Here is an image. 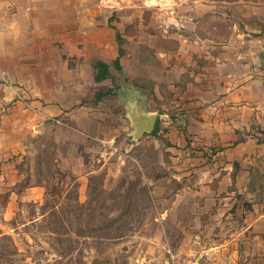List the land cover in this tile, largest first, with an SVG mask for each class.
I'll return each instance as SVG.
<instances>
[{"label": "rangeland", "instance_id": "374dc122", "mask_svg": "<svg viewBox=\"0 0 264 264\" xmlns=\"http://www.w3.org/2000/svg\"><path fill=\"white\" fill-rule=\"evenodd\" d=\"M76 1L67 2L61 16L36 14L30 30L24 22L16 37L0 40V264H184L177 255L204 249L191 240L206 237L200 228L206 218L192 221L196 206L190 200L174 205L181 182L163 137L166 128L155 114L159 104L149 92L155 71L142 78L135 70L134 79L115 74L119 84L147 90L136 95L146 101L138 109L144 108V121L156 117L154 130L136 137L137 120L107 99L101 107H112L114 116L103 124L116 130L103 132L109 142L102 143L98 117L84 113L96 106L98 86L69 75L83 61L75 54L78 48L91 54L87 65L97 59L100 27L121 37L123 55L130 54L124 62L129 72L133 51L149 61L161 36H190L197 22L206 23L195 5L209 1ZM226 1L229 18L239 21L243 2L237 1L243 0ZM218 16L215 23H226ZM61 35L68 36L65 42ZM79 35L83 42H75ZM56 51L66 53L63 64Z\"/></svg>", "mask_w": 264, "mask_h": 264}, {"label": "crops", "instance_id": "0c3cea01", "mask_svg": "<svg viewBox=\"0 0 264 264\" xmlns=\"http://www.w3.org/2000/svg\"><path fill=\"white\" fill-rule=\"evenodd\" d=\"M208 1L195 5L206 23L197 22L188 32L190 36H161L158 48L153 47V64L135 58L133 51L131 70L126 71L124 62L130 54L126 58L125 54L120 56L119 50L124 47L118 43V34L105 26L98 29L94 48L97 59L87 65L91 54H87L85 46L78 48L75 54L84 56L83 61L69 76L80 84L90 81L98 86V91H113L84 111L87 116L98 117L95 123L98 142L102 143L109 142L103 132L116 130L112 124H103L104 118L114 116L112 107H101L104 100L115 99V104L126 108L132 121L137 120L136 126L149 121L141 119L144 108L138 109L139 103L146 101L136 97L139 91L147 90L132 84L129 87V82L119 84L115 74L134 79L138 75L135 70H139L145 78L147 71L153 69L149 92L159 104L155 114L166 128L163 137L170 144L167 149L173 150L172 165L176 180L181 182L174 194V205H186L190 200L196 206L192 221L201 223L206 218V224L200 225L206 237L198 234L191 240L204 249L198 255L193 251L177 255V262L264 264V2L237 1L243 4L238 6L241 11L237 15L239 21H235L225 10L229 2ZM67 2L71 0H0V40L16 37L21 23L25 22L30 30L36 14L63 15ZM76 2L80 4V0ZM218 15L226 23H215ZM60 37L64 41L68 36ZM78 38L75 42H83L82 35ZM168 41L172 47L167 46ZM131 47L135 50L134 45ZM65 54L56 51V60L61 62ZM116 59L120 69L111 65ZM99 64H109V72L96 80ZM112 82L121 88L116 91ZM107 154L111 155L109 150Z\"/></svg>", "mask_w": 264, "mask_h": 264}, {"label": "trees", "instance_id": "16d2710c", "mask_svg": "<svg viewBox=\"0 0 264 264\" xmlns=\"http://www.w3.org/2000/svg\"><path fill=\"white\" fill-rule=\"evenodd\" d=\"M118 43L120 44V46L122 45L121 37L119 35H118ZM119 54H120V56L123 54V50L121 48L119 50ZM111 65L117 69H120L118 59L114 60L111 63ZM97 70H98L99 74L96 76V80H98V79L100 80L101 78H103L105 75L108 74L109 64H99L97 66ZM111 94H113L112 89H106L103 91H98L94 96V102L97 103L98 101L101 100V98L108 96V95H111Z\"/></svg>", "mask_w": 264, "mask_h": 264}, {"label": "water", "instance_id": "95a60500", "mask_svg": "<svg viewBox=\"0 0 264 264\" xmlns=\"http://www.w3.org/2000/svg\"><path fill=\"white\" fill-rule=\"evenodd\" d=\"M155 121H156V117L152 116L147 123L140 124L139 126H137V132L135 136L139 137L144 133H151L154 129Z\"/></svg>", "mask_w": 264, "mask_h": 264}]
</instances>
